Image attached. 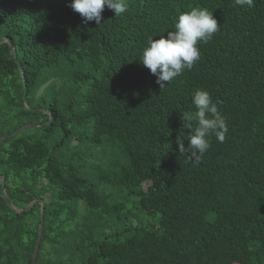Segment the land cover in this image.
Instances as JSON below:
<instances>
[{"label": "trees", "instance_id": "trees-1", "mask_svg": "<svg viewBox=\"0 0 264 264\" xmlns=\"http://www.w3.org/2000/svg\"><path fill=\"white\" fill-rule=\"evenodd\" d=\"M70 2L0 0V138L40 124L0 142V264L31 263L36 199L35 264H264V0H127L99 25ZM193 7L220 29L160 88L142 50ZM197 90L228 126L198 163L176 143Z\"/></svg>", "mask_w": 264, "mask_h": 264}, {"label": "clouds", "instance_id": "clouds-1", "mask_svg": "<svg viewBox=\"0 0 264 264\" xmlns=\"http://www.w3.org/2000/svg\"><path fill=\"white\" fill-rule=\"evenodd\" d=\"M254 0H234L235 6L253 5ZM79 13L84 23L94 21L101 24L105 6L114 11L115 17L127 12V0H71L68 5ZM220 29V23L206 8L193 7L176 18L174 30L158 39L149 38L142 50L140 62L156 76V83L163 88L175 80L185 70H191L201 57L199 43L209 42ZM195 113H185L183 121L190 129L188 146L177 139L179 153H187L188 159L198 163L211 146L210 137L215 135L220 141L225 139L228 126L207 90H197L192 96ZM197 126L192 128L191 121Z\"/></svg>", "mask_w": 264, "mask_h": 264}, {"label": "water", "instance_id": "water-1", "mask_svg": "<svg viewBox=\"0 0 264 264\" xmlns=\"http://www.w3.org/2000/svg\"><path fill=\"white\" fill-rule=\"evenodd\" d=\"M4 41H7V40L5 38H1L0 39V43L4 42ZM19 68H21L20 65H19ZM36 126H40V124H31V125H26V126H22L20 128H17L13 132H11V133L3 136L2 138H0V142H2L6 138L14 136L17 132H19L20 130H22L24 128H34ZM4 191H5L4 177H2V194H3L4 198H5V200L9 203ZM32 203H39L40 204V211H41V213H40V221H39V228H38L37 238H36V243H35V248H34L32 260H31V263H30V264H35V261H36V258H37V253H38V249H39V244H40L42 226H43L44 201L42 199H36V200H33ZM27 209H28V207H25V208L21 209L20 211L27 210Z\"/></svg>", "mask_w": 264, "mask_h": 264}]
</instances>
